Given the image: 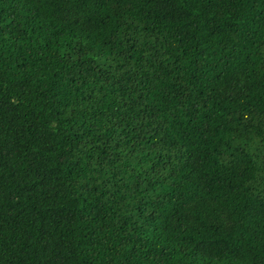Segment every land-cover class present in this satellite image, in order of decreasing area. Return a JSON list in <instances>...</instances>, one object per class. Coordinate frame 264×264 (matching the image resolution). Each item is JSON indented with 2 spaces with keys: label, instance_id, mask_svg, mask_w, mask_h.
<instances>
[{
  "label": "trees",
  "instance_id": "obj_1",
  "mask_svg": "<svg viewBox=\"0 0 264 264\" xmlns=\"http://www.w3.org/2000/svg\"><path fill=\"white\" fill-rule=\"evenodd\" d=\"M0 264H264V0H0Z\"/></svg>",
  "mask_w": 264,
  "mask_h": 264
}]
</instances>
